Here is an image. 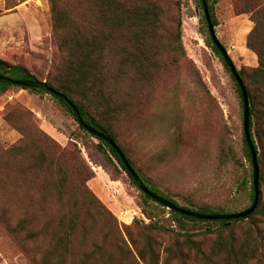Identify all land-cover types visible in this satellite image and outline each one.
<instances>
[{
    "label": "rangeland",
    "instance_id": "374dc122",
    "mask_svg": "<svg viewBox=\"0 0 264 264\" xmlns=\"http://www.w3.org/2000/svg\"><path fill=\"white\" fill-rule=\"evenodd\" d=\"M210 1L218 40L236 68L245 67L239 28L250 14L238 15L252 10L253 0ZM126 3H155L161 8L160 48L153 52V62L146 61L147 77L126 63L124 73L111 80L105 92L111 96L110 107L100 108L93 99L89 112L98 109L135 168L179 206L209 204L231 212L247 208L251 204L248 196L234 192L227 169L218 163L221 139L239 145L242 110L229 72L206 42L198 0ZM178 13L183 54L169 46ZM80 14L86 32L89 23H96L89 0L82 1ZM114 37L116 42L126 43L120 35ZM117 55H109L111 61ZM0 59L23 65L38 80L54 74L61 54L48 0H0ZM259 121L255 125L263 129L264 119ZM18 142L23 155L13 159L9 150ZM97 143L51 94L20 87L0 92V264H32L6 232L4 216L13 224L25 218L38 232V244L47 247L60 236L55 233L61 217L69 219L72 214L77 215L80 227L91 229L86 237L75 234L72 244L78 254L100 242L112 249L119 237L133 254L134 249L149 243L158 264H264L263 188L259 212L232 224L233 254L228 257L214 247L220 234L227 238L216 221H176L161 204L144 202L127 173ZM38 148L60 165L61 172L56 166L46 175L25 169L29 155H36ZM62 177L66 184L58 189L56 182ZM44 178L48 182L42 186ZM88 193L95 204L71 203L72 197ZM148 224L152 229L144 228ZM239 248L242 254L237 253Z\"/></svg>",
    "mask_w": 264,
    "mask_h": 264
},
{
    "label": "trees",
    "instance_id": "16d2710c",
    "mask_svg": "<svg viewBox=\"0 0 264 264\" xmlns=\"http://www.w3.org/2000/svg\"><path fill=\"white\" fill-rule=\"evenodd\" d=\"M82 1L84 0H71V2H68V0H48L52 31L56 40L57 50L61 54V62L55 68L54 74L49 75L45 82L55 91L65 95L76 106L82 120L87 125L104 133L114 141L130 166L150 191L170 201L174 205L179 206L175 200L161 193L151 180L143 176L140 171L135 168L133 162L117 143L109 123L102 121L98 109H96L94 113L88 110V107L93 104V99H97L95 102H98L97 105L100 108L110 107V102L112 101L111 96L105 94V92L109 89L110 81L116 80L124 73L125 69H122V67L126 63H131L136 69L135 73L137 72V74L142 76H148L149 73L147 74L148 69L146 68V61L153 62L152 56L155 54L153 52L160 48L158 45V33L161 8L155 3L129 5L126 3V0H89L96 23H89L88 30L84 32L82 28L84 19L82 18V14H80ZM198 3L202 8L200 0H198ZM206 3L212 25L215 27L217 25V20L214 15L213 2L206 0ZM249 6H251L252 10L240 12V14L249 13V19L253 22V27L247 34L245 43L246 47L252 50L257 56L258 64L256 67L245 66L236 69L245 86L248 98L249 133L252 143L254 144L256 161L259 169V197L256 208L247 216L230 220H213L218 223V227L221 229L219 231L227 232V238H223L221 234L218 236V241L214 247L217 251L224 253V255L228 257L233 254L232 224L245 222L259 212V204L262 196L261 188L264 189V128L259 129L255 125V123L259 124V120L264 119V112H262L264 110V0H253L252 4ZM73 11H75V13H73ZM203 20L207 35L206 42L213 52L219 56L233 81L242 110L243 128V102L240 87L233 78L220 52L213 44L204 15ZM176 23L175 36L172 38L169 46L174 52L183 54L180 36L181 19L179 13ZM114 34L120 35L126 40V43L116 42ZM130 46L132 47V51L128 50ZM109 55H112L114 58H116V55L119 57L113 62ZM0 75L18 80H38L35 78L34 74L23 65L9 63L2 59H0ZM11 87H20L22 89L50 94L48 91L42 89L14 86L7 82L0 81L1 93L7 91ZM51 96L71 113L70 108L61 99L52 94ZM78 127L84 132H87L79 123ZM88 134L98 141L97 147L100 151H105L106 149L109 154L115 158L117 163L127 173L131 182L135 185L115 150L102 139L90 133ZM19 143L20 142L10 147L9 151L13 159H17L19 155H23V152L19 151ZM236 146L237 145L229 141V139H221L218 145V163L220 167L227 169L234 192L246 194L249 201L252 203L254 196L252 183L253 168L243 130L239 145L238 147ZM58 155L59 153H57V156ZM49 158H51V155ZM9 163L10 160L6 161L7 165H9ZM53 166H56L58 172H61L60 165L55 163L52 159L49 160L45 151L38 148L36 155H29L28 164L25 165V169L27 171H39L43 175H46ZM47 182L48 179L44 178L41 181V185L45 186ZM65 184V178L62 177L57 180L56 187L62 189ZM138 190L144 202H155L139 188ZM79 201L91 206L95 204L94 201L96 200L93 199L90 193L77 198L72 197L71 199L73 205H77ZM162 207L164 210L167 209L164 206ZM181 207L202 214L232 213L227 209L214 207L209 204L199 205L191 203L190 206ZM167 210L170 216L176 221H208L185 216L172 209ZM3 220L6 232L13 237L12 240L18 246L22 256L32 264H158L157 254L154 253L149 243L142 248L134 249L135 254H133L130 248L131 246L119 237L115 239L112 249L100 242L92 244L91 248L87 251L78 254L79 251H77L75 245L72 244L75 234L80 233L86 237L91 229L80 227L77 223L78 219L76 214H72L69 219H66L64 215L61 217L58 227L59 231L55 233L60 236L53 246L49 245L47 247H41L40 244H38V232L33 230L32 226L25 218L18 220L14 224L5 218V216ZM151 227L153 226L149 224L144 226V228L152 229ZM156 228L158 229L159 227ZM38 231L47 236L41 227L38 228ZM85 237L81 240H84ZM132 246L135 245L132 244ZM237 253L242 254L240 248L237 249ZM69 257L71 260L66 261L65 258L68 260Z\"/></svg>",
    "mask_w": 264,
    "mask_h": 264
},
{
    "label": "water",
    "instance_id": "95a60500",
    "mask_svg": "<svg viewBox=\"0 0 264 264\" xmlns=\"http://www.w3.org/2000/svg\"><path fill=\"white\" fill-rule=\"evenodd\" d=\"M201 5H202V10H203V15L207 24L208 32L210 35V38L215 45V47L218 49L220 52L224 62L228 66L233 78L235 79L236 83L239 85L240 90H241V95H242V102H243V133L244 137L246 140V144L248 146L250 156H251V163H252V183H253V191H254V196H253V201L251 205L245 209H242L240 211L232 212V213H214V214H202L190 209L183 208L181 206H176L170 201L164 199L163 197L153 193L150 191L142 182L138 174L134 171V169L130 166L128 161L126 160L125 156L121 152V150L118 148V146L114 143V141L106 136L104 133L90 127L87 125L81 118L80 113L76 106L63 94L55 91L51 87L47 85L45 81H40V80H18V79H12L8 76L0 75V81L7 82L10 85L14 86H22L26 88H34V89H42L45 91H48L50 94L58 97L61 99L69 108L70 111L73 115V118L77 123H79L88 133L92 134L95 137H98L105 141L107 144H109L117 153V155L120 158L121 163L125 167L126 171L128 174L131 176L132 180L134 181L135 185L146 195H148L150 198H152L155 202L161 204L162 206L166 207L167 209H172L177 211L178 213L185 215V216H190L193 218L197 219H203V220H230V219H238L247 216L250 214L257 206L258 203V174H259V169H258V164L256 161V153L254 149V144L252 143L250 133H249V104H248V98H247V93L245 86L237 72V69L230 58V56L227 53V50L225 47L220 43L218 40L214 26L212 25L209 13H208V6L206 3V0H200Z\"/></svg>",
    "mask_w": 264,
    "mask_h": 264
},
{
    "label": "crops",
    "instance_id": "0c3cea01",
    "mask_svg": "<svg viewBox=\"0 0 264 264\" xmlns=\"http://www.w3.org/2000/svg\"><path fill=\"white\" fill-rule=\"evenodd\" d=\"M246 13H241L238 16H245ZM247 15V14H246ZM249 17V16H248ZM253 27V22L248 18L246 21H243V23L240 25V31H242V38H243V44H242V49H243V54L245 55V59L243 61V64L248 67H256L258 64L257 61V56L255 53L248 49L246 47V36ZM229 51V50H228Z\"/></svg>",
    "mask_w": 264,
    "mask_h": 264
}]
</instances>
